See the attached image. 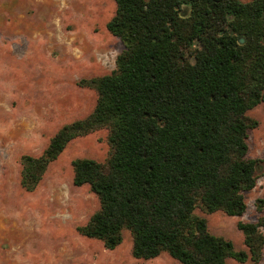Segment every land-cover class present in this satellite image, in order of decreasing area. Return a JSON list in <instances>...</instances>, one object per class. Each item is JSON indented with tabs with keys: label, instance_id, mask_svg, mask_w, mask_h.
Instances as JSON below:
<instances>
[{
	"label": "trees",
	"instance_id": "16d2710c",
	"mask_svg": "<svg viewBox=\"0 0 264 264\" xmlns=\"http://www.w3.org/2000/svg\"><path fill=\"white\" fill-rule=\"evenodd\" d=\"M107 31L123 50L108 75L79 84L96 92L93 111L62 126L39 156L20 158L33 192L71 140L107 131L103 163L72 161L73 185H88L99 209L81 235L132 256L167 253L180 264L261 260L264 218L238 223L246 251L209 233L195 214L245 213L260 160L248 158L246 113L264 110V0H113ZM261 211V207H259Z\"/></svg>",
	"mask_w": 264,
	"mask_h": 264
},
{
	"label": "rangeland",
	"instance_id": "374dc122",
	"mask_svg": "<svg viewBox=\"0 0 264 264\" xmlns=\"http://www.w3.org/2000/svg\"><path fill=\"white\" fill-rule=\"evenodd\" d=\"M114 13L113 0H0V264H180L164 252L134 258L127 230L112 250L79 233L100 204L88 185H73L72 161L103 163L105 129L68 142L33 192L20 184L21 156L41 155L62 126L93 111L96 92L79 83L115 69L123 45L106 29ZM246 116L256 122L247 132V155L260 163L254 188L244 193L245 213L195 210L209 233L235 251H246L238 223L264 218L263 104ZM226 264H264V247L257 263L228 258Z\"/></svg>",
	"mask_w": 264,
	"mask_h": 264
}]
</instances>
